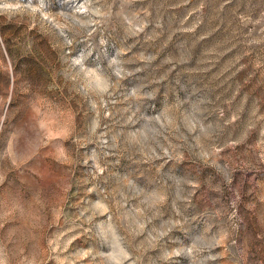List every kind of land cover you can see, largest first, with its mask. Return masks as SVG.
<instances>
[{"label": "rangeland", "instance_id": "rangeland-1", "mask_svg": "<svg viewBox=\"0 0 264 264\" xmlns=\"http://www.w3.org/2000/svg\"><path fill=\"white\" fill-rule=\"evenodd\" d=\"M0 264H264V0H0Z\"/></svg>", "mask_w": 264, "mask_h": 264}]
</instances>
